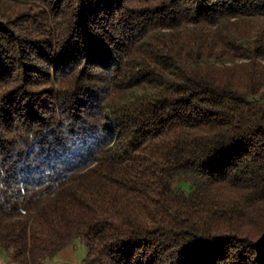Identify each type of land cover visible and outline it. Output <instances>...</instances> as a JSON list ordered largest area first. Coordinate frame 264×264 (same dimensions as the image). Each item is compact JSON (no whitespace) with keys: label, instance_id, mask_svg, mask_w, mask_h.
<instances>
[{"label":"trees","instance_id":"trees-1","mask_svg":"<svg viewBox=\"0 0 264 264\" xmlns=\"http://www.w3.org/2000/svg\"><path fill=\"white\" fill-rule=\"evenodd\" d=\"M264 264V0H0V253Z\"/></svg>","mask_w":264,"mask_h":264},{"label":"rangeland","instance_id":"rangeland-1","mask_svg":"<svg viewBox=\"0 0 264 264\" xmlns=\"http://www.w3.org/2000/svg\"><path fill=\"white\" fill-rule=\"evenodd\" d=\"M72 250H74V253ZM2 253L6 255L4 251H2ZM2 253H0V264H15L9 262ZM63 254L64 255L62 257L59 256L55 260L56 264H82L81 261L87 254V248L85 245L79 244L76 249L70 248L66 253Z\"/></svg>","mask_w":264,"mask_h":264},{"label":"crops","instance_id":"crops-1","mask_svg":"<svg viewBox=\"0 0 264 264\" xmlns=\"http://www.w3.org/2000/svg\"><path fill=\"white\" fill-rule=\"evenodd\" d=\"M70 248H68L66 251L62 252L61 257L64 255L63 253H66ZM74 253V250H72Z\"/></svg>","mask_w":264,"mask_h":264}]
</instances>
